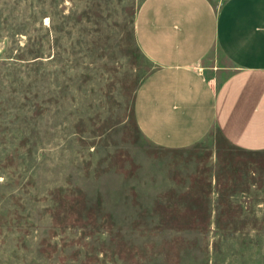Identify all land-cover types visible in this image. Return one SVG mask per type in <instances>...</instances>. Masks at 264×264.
<instances>
[{
	"label": "rangeland",
	"instance_id": "rangeland-1",
	"mask_svg": "<svg viewBox=\"0 0 264 264\" xmlns=\"http://www.w3.org/2000/svg\"><path fill=\"white\" fill-rule=\"evenodd\" d=\"M142 1L0 0V264H264V149L138 125Z\"/></svg>",
	"mask_w": 264,
	"mask_h": 264
},
{
	"label": "crops",
	"instance_id": "crops-1",
	"mask_svg": "<svg viewBox=\"0 0 264 264\" xmlns=\"http://www.w3.org/2000/svg\"><path fill=\"white\" fill-rule=\"evenodd\" d=\"M135 35L156 65L135 98L150 140L186 147L217 127L264 149V0H143ZM219 54L227 63L208 62Z\"/></svg>",
	"mask_w": 264,
	"mask_h": 264
}]
</instances>
